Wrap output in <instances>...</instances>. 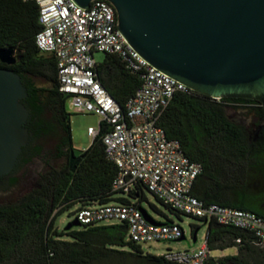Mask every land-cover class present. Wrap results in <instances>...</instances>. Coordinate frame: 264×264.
I'll use <instances>...</instances> for the list:
<instances>
[{
  "label": "trees",
  "instance_id": "1",
  "mask_svg": "<svg viewBox=\"0 0 264 264\" xmlns=\"http://www.w3.org/2000/svg\"><path fill=\"white\" fill-rule=\"evenodd\" d=\"M38 17L35 2L0 0V49L12 48L18 57L15 65L0 62V68L17 73L27 90L22 102L29 110L26 127L31 137L22 150V158L28 156L25 162H29L32 157L41 156L38 142L50 138L56 145L55 158L66 159L67 163L58 169L49 167L40 175L35 188L18 203L0 206V264H175L144 254L142 246L127 241L125 224L83 225L80 229L58 231V217L72 207L128 200L114 197L116 166L104 153L102 130L81 153L74 172L70 167V154L63 150L69 145L73 151L67 99L59 91L54 56L42 54L35 43L41 29ZM97 73L102 86L125 111L142 85L140 76L129 71L116 55H104L98 62ZM37 80L46 86L37 85ZM237 108H248L257 115L256 131L230 119L227 110ZM160 126L169 139L180 142L190 160L202 165V173L192 187L196 198L206 204L217 203L264 217L262 97L231 95L217 101L194 91L178 92ZM143 189L138 185L132 194L139 203L146 199ZM206 226L205 239L210 251L233 247L238 250V255L211 257L206 264H259L246 259L247 253L255 250L261 252L264 264V249L253 244L242 230L215 221ZM64 235L70 240L61 239Z\"/></svg>",
  "mask_w": 264,
  "mask_h": 264
},
{
  "label": "built area",
  "instance_id": "2",
  "mask_svg": "<svg viewBox=\"0 0 264 264\" xmlns=\"http://www.w3.org/2000/svg\"><path fill=\"white\" fill-rule=\"evenodd\" d=\"M23 1L35 2L38 7L41 29L35 43L42 54L54 56L59 91L67 104L75 113H93L100 118L99 128L89 127L87 134L94 140L103 131L104 153L116 166L113 191L133 197L137 186L142 185L163 205L204 225L215 221L242 230L253 244L264 249V217L217 203L206 204L192 194L202 165L190 160L180 142L169 139L160 126L174 95L192 90L159 71L130 45L118 29L113 6L104 0L92 1L89 8L74 0ZM96 53L118 56L129 71L140 76L142 85L125 111L99 81ZM140 208L138 201L92 202L76 206L74 220L89 227L125 224L127 241L140 246L179 241L184 236L178 224L159 223L150 217L151 222ZM210 253L205 239L198 249L168 250L156 256L175 264H206Z\"/></svg>",
  "mask_w": 264,
  "mask_h": 264
},
{
  "label": "water",
  "instance_id": "3",
  "mask_svg": "<svg viewBox=\"0 0 264 264\" xmlns=\"http://www.w3.org/2000/svg\"><path fill=\"white\" fill-rule=\"evenodd\" d=\"M74 1L89 8L94 0ZM104 1L113 6L118 29L130 45L190 90L213 99L231 95L264 99V0ZM17 61L14 49H0L2 64ZM26 97L21 77L0 68V182L6 183L16 172L19 156L30 142L29 110L22 102ZM78 160L72 151L73 172ZM79 226L73 220L64 230ZM198 231L193 233L194 243Z\"/></svg>",
  "mask_w": 264,
  "mask_h": 264
},
{
  "label": "rangeland",
  "instance_id": "4",
  "mask_svg": "<svg viewBox=\"0 0 264 264\" xmlns=\"http://www.w3.org/2000/svg\"><path fill=\"white\" fill-rule=\"evenodd\" d=\"M97 62H100L104 55L96 53L94 55ZM37 85L46 86L40 80H37ZM66 110L70 114L71 138L72 146L75 154H81L92 144L93 140L88 136L87 130L89 127L95 129L99 128V116L93 113L80 114L75 113L69 104H66ZM227 115L232 121L242 126L251 124L257 120L253 111L248 108L228 109ZM256 118V119H255ZM42 147V155L33 158L30 163L26 165H19L16 172L10 179L4 183L0 182V206L12 205L18 203L23 196L30 193L36 186L40 175L44 174L49 167L60 168L67 163L66 159H57L54 156V143L50 138L42 139L38 142ZM12 179L14 181H12ZM145 200L140 202V207L143 208L147 214L159 223H166L172 221L178 224L184 230L185 239L182 241H160L157 243H149L142 245L144 253L150 255H159L168 250H191L198 249L205 241L207 226L203 221L175 213L162 205L154 196H152L146 189H143ZM115 198H123L132 202H137L138 199L127 195L116 194ZM119 201L113 200L110 203H117ZM75 208L72 207L60 215L56 221L58 231H64L66 225L75 219ZM73 227L72 229H80ZM193 228H199L197 233V241L193 242ZM63 240H70L68 235L61 236ZM238 255L237 248H228L226 250L211 251L212 258H220L225 256ZM246 259L250 263L262 264V254L258 250L247 253Z\"/></svg>",
  "mask_w": 264,
  "mask_h": 264
},
{
  "label": "flooded vegetation",
  "instance_id": "5",
  "mask_svg": "<svg viewBox=\"0 0 264 264\" xmlns=\"http://www.w3.org/2000/svg\"><path fill=\"white\" fill-rule=\"evenodd\" d=\"M255 114V113H254ZM255 117L257 118V115L255 114ZM255 118V119H256ZM258 120V119H257ZM257 120H254L251 124H248L247 126H244V127H246L248 130H250L251 132H254V131H256V122H257ZM29 145V144H28ZM27 145V146H28ZM55 144H54V146H53V148H54V154H55ZM63 150H64V152L66 153V154H70L71 155V152H72V149L70 148V146L69 145H67V146H65L64 148H63ZM31 153V152H30ZM32 154V153H31ZM31 154H29V155H31ZM76 157H78L79 159H80V157L82 156V154H76L75 155ZM35 157H39V155L38 156H34V157H32V159L33 158H35ZM26 158H28V156L27 157H24V158H22V154H20V156H19V159H18V163H17V165H16V167L18 166V165H26V164H28V163H30V161L32 160H30L29 162H25V160H26ZM79 162V160L76 162V164ZM15 167V168H16ZM12 181H14L13 179H12Z\"/></svg>",
  "mask_w": 264,
  "mask_h": 264
}]
</instances>
